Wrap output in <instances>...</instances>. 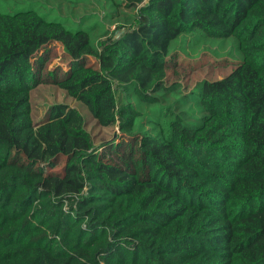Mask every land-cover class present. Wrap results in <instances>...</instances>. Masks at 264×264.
Wrapping results in <instances>:
<instances>
[{"label": "trees", "instance_id": "1", "mask_svg": "<svg viewBox=\"0 0 264 264\" xmlns=\"http://www.w3.org/2000/svg\"><path fill=\"white\" fill-rule=\"evenodd\" d=\"M0 1V98L28 102L42 84L40 52L59 43L69 69L55 85L140 154H119L123 142L97 146L65 104L40 124L29 104L10 112L0 133V264H264V0H125L136 23L105 40L98 23ZM198 30L234 37L240 63L201 83L199 124L153 109L138 137L142 114L128 98L158 103L172 41Z\"/></svg>", "mask_w": 264, "mask_h": 264}, {"label": "rangeland", "instance_id": "2", "mask_svg": "<svg viewBox=\"0 0 264 264\" xmlns=\"http://www.w3.org/2000/svg\"><path fill=\"white\" fill-rule=\"evenodd\" d=\"M125 0H15L7 8L9 11L33 6L51 20H59L69 25L83 26L98 23L97 40H105L116 33H121L135 25L138 17L136 8H128ZM1 3V1H0ZM123 26L120 30L119 27ZM238 42L234 37L217 39L207 37L201 30L192 34H184L172 41L168 57L167 77L163 89L153 92L159 99L154 105L139 103L133 95L128 98L139 105L142 116L137 123V134L150 130V117L153 109H168L176 116H181L191 125L199 124L205 116L198 105V93L203 81H214L228 76L241 61ZM45 57L42 68V84L34 89L27 99L25 96L0 98V133L7 132L6 116L17 109L30 105L35 124L48 118L49 110L57 104H65L77 108L83 115L87 129L92 134L96 145L112 144L113 141L123 142L124 152L130 148L139 157L138 145L133 139L120 133L117 126L102 127L97 124L88 107L72 98L65 90L55 85V78L60 79L69 69V58L61 44L53 43L45 47L39 56ZM242 56V54H241ZM33 59L32 62H35ZM90 59L88 65H95ZM118 97L126 99V94L118 92ZM142 124V125H141ZM109 148V147H108ZM102 150H106L102 148ZM66 158L60 159L55 172L63 173Z\"/></svg>", "mask_w": 264, "mask_h": 264}]
</instances>
